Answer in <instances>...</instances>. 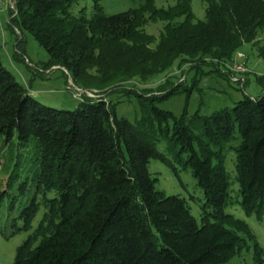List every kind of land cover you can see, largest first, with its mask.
Listing matches in <instances>:
<instances>
[{
    "label": "trees",
    "instance_id": "trees-1",
    "mask_svg": "<svg viewBox=\"0 0 264 264\" xmlns=\"http://www.w3.org/2000/svg\"><path fill=\"white\" fill-rule=\"evenodd\" d=\"M100 1L93 0L87 16L86 9L72 12L79 0H14L10 24L21 34L16 56L25 55L26 30L48 52L45 68L66 69L76 85L107 91L159 75L166 83L155 95L127 92L137 96L141 109L133 123L118 118L117 103L103 96L85 95L73 110L45 105L0 59V136L17 144V157L31 158L36 194H43L42 202L34 195L11 220L14 226L22 223L17 231L30 232L11 264H228L249 240L253 264H264L249 224L225 211L232 203L227 146L238 131L240 203L248 216L264 214V91L210 115L189 117L185 108L177 117L156 104L181 91V83L169 82L174 74L165 76L175 66L190 63L200 73L201 65H213L220 72L244 44L257 47L264 58V0H203L204 19L196 18L192 0L166 8L138 0L115 14L105 13ZM149 22L164 23L159 38L145 30ZM161 141L165 152L157 148ZM169 153L192 170L204 192L201 224L184 198L156 188L149 164L171 163ZM21 165L17 158L8 188L0 191V210ZM27 191L25 179L11 197L10 211ZM42 206L45 212L33 229Z\"/></svg>",
    "mask_w": 264,
    "mask_h": 264
},
{
    "label": "rangeland",
    "instance_id": "rangeland-1",
    "mask_svg": "<svg viewBox=\"0 0 264 264\" xmlns=\"http://www.w3.org/2000/svg\"><path fill=\"white\" fill-rule=\"evenodd\" d=\"M176 1L155 0L158 7L165 8L174 5ZM100 2L107 14L125 12L138 4V0H101ZM93 5V0H79L73 6L72 12L77 15L82 9H86L87 16H90L93 11ZM13 6L14 0H0V59L3 65L15 75L22 85L29 87L30 93L41 103L58 109L73 110L78 107L85 95L91 98L103 96L108 101L117 103L116 113L118 118L125 117L134 123L141 117L139 99L134 94L127 92L137 89L144 92L147 96L155 95L160 93L161 86L166 83L163 80L164 75H159L146 84L138 80H131L107 91L87 88L83 83L76 85L66 69L59 66L45 68L49 54L35 37L26 30L23 31L25 55L20 58L17 57L18 37H21V34L17 28H13L10 24ZM192 6L196 18L204 19L206 5L203 0H192ZM163 27L164 23L162 22H149L145 30L159 38ZM261 45H264V35L261 39ZM238 52L243 53L246 57L247 71L244 75L247 83L245 86L235 81L239 74L233 73L229 68V65L236 59ZM185 64L182 68L175 66L170 73L165 75L174 74V76H168L170 78L169 82L171 84L181 83V91L156 101L160 108L173 112L177 117L183 114L185 108L189 117L196 112L201 115H210L221 108L233 107L245 95L258 98L264 91V58L259 55L258 48L252 44H244L226 65L220 66V72L214 71L213 65H201L199 73V71L192 70L190 63ZM181 71H184V73ZM195 76H198V81L193 84ZM238 137L239 133L236 131L235 138L227 146L225 168L231 179L230 194L232 203L225 211L247 222L264 250V214L261 218L256 215L248 216L240 203V186L235 180L236 151L234 149L240 143ZM157 148L165 152L166 142H158ZM0 149L2 154L0 162V191L8 188V181L17 158L22 161L21 168L18 171L19 175L14 179L15 183L10 187V194L5 199L0 210V264H11L17 247L30 234L29 231H17V228L22 223L19 221L18 226H14L11 220L18 216L20 209L28 199L37 195L38 201L42 202L43 194L41 192L36 194L37 188L34 182V170L32 169L34 163L31 158L17 157L21 149H19L17 144L11 146L10 143L5 142L3 136H0ZM167 156L170 158L171 163L160 159H152L149 164V170L152 176L156 178V188L163 191L166 195H179L184 198L191 209V213L197 222L201 224L205 214L203 209L206 202L204 192L198 186L197 179L189 167L183 168L176 163L173 159V154L169 153ZM173 165L177 167V170H174ZM25 179L28 180L27 194L24 196L19 195L15 209L10 211L11 197L19 194V185ZM47 195L48 197H53L54 194L49 193ZM44 212L45 209L42 206L33 222V229L38 225ZM2 229L5 235L1 231ZM254 253V242L249 240L248 246L233 257L228 264H253Z\"/></svg>",
    "mask_w": 264,
    "mask_h": 264
},
{
    "label": "built area",
    "instance_id": "built-area-1",
    "mask_svg": "<svg viewBox=\"0 0 264 264\" xmlns=\"http://www.w3.org/2000/svg\"><path fill=\"white\" fill-rule=\"evenodd\" d=\"M229 68L233 73L239 74L238 78H235V81L244 85L246 81V77L244 74L247 71L245 55L241 52H238L236 54V59L233 60V63L229 65Z\"/></svg>",
    "mask_w": 264,
    "mask_h": 264
}]
</instances>
